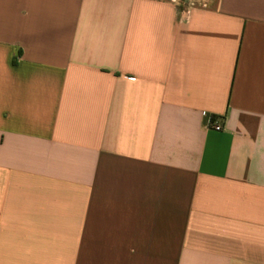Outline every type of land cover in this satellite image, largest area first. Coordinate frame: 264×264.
Segmentation results:
<instances>
[{"label":"crops","instance_id":"crops-1","mask_svg":"<svg viewBox=\"0 0 264 264\" xmlns=\"http://www.w3.org/2000/svg\"><path fill=\"white\" fill-rule=\"evenodd\" d=\"M0 264H264V0H0Z\"/></svg>","mask_w":264,"mask_h":264},{"label":"built area","instance_id":"built-area-1","mask_svg":"<svg viewBox=\"0 0 264 264\" xmlns=\"http://www.w3.org/2000/svg\"><path fill=\"white\" fill-rule=\"evenodd\" d=\"M209 126L210 128H213L215 130H222L223 129V123H222V118L217 117L213 118L209 121Z\"/></svg>","mask_w":264,"mask_h":264}]
</instances>
